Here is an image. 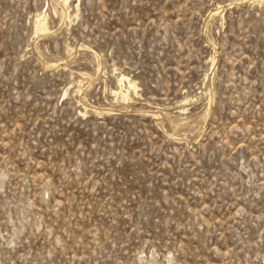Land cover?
Instances as JSON below:
<instances>
[{"label":"rangeland","instance_id":"374dc122","mask_svg":"<svg viewBox=\"0 0 264 264\" xmlns=\"http://www.w3.org/2000/svg\"><path fill=\"white\" fill-rule=\"evenodd\" d=\"M0 264H264V0H0Z\"/></svg>","mask_w":264,"mask_h":264},{"label":"bare ground","instance_id":"6f19581e","mask_svg":"<svg viewBox=\"0 0 264 264\" xmlns=\"http://www.w3.org/2000/svg\"><path fill=\"white\" fill-rule=\"evenodd\" d=\"M122 80H123V79H122ZM122 80H121V81H122ZM121 81H120V82H121ZM130 86H132V85H130ZM130 86H129V87H130Z\"/></svg>","mask_w":264,"mask_h":264}]
</instances>
